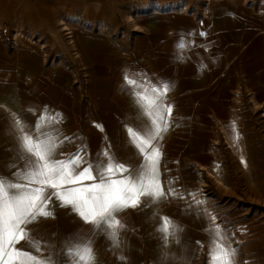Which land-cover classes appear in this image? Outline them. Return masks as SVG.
<instances>
[{
    "label": "rangeland",
    "instance_id": "obj_1",
    "mask_svg": "<svg viewBox=\"0 0 264 264\" xmlns=\"http://www.w3.org/2000/svg\"><path fill=\"white\" fill-rule=\"evenodd\" d=\"M206 7V1H198L196 12L204 15ZM73 10L71 5L57 4L52 20L45 25L13 30L10 35L4 29L0 31L4 38L0 40L3 48L0 54V106H3L0 107V176L9 180H14L13 174L25 166L12 131L10 113H16L32 128L45 108L49 114H61L63 120L55 125V129L63 136L72 137L73 142H66L58 149L57 159L67 158L81 145L86 146L92 161L105 149L116 157L117 140L105 138L101 127H97L100 126V59L90 58L82 42L76 41L73 52L77 54L70 56L51 33V24L56 18L76 23V26H82L93 34L105 32L100 16L80 22ZM120 19L124 20L122 24L127 30L135 28L129 26L125 17ZM14 34L18 37L12 41ZM38 44H45L46 47L41 49ZM125 48L130 54L131 46ZM127 66L129 59L124 58L120 68L127 70ZM221 77L225 89L220 92L221 104L224 105L220 121L231 133L233 121L238 126L248 160L247 168L236 167L227 145L214 144L219 137V122L210 127L213 132L211 138L165 140L170 146L203 147L207 159L204 165L211 168L219 165V176L225 185H215L201 170L193 174L197 198L205 201L204 205L197 207L196 213L190 212L198 217L196 222L203 227L202 241L196 244L195 249L181 247L171 238L165 247L162 234L157 231L163 213L155 210L138 213L135 210L136 214H133L131 208L119 214L127 228L121 232L120 247L113 248L103 233L92 235L90 225H86L71 207H60V202L53 197L49 207L54 210L55 218H41L37 223L28 225L36 239L50 246L43 251L44 257L51 254L55 264H69L63 253L64 241L80 233L94 241L95 264H209L210 237L205 229L211 226V222L202 212L203 208H207L216 216L215 223L225 230L227 243L238 250L235 264H264V123L260 115L251 109L245 76L226 73ZM238 87L242 92L240 95L236 94ZM191 175L188 171L184 173L187 183L192 181V177L189 178ZM203 182L206 184L204 187ZM16 247L32 251L25 241ZM121 255L126 257L125 261L118 259Z\"/></svg>",
    "mask_w": 264,
    "mask_h": 264
},
{
    "label": "crops",
    "instance_id": "obj_2",
    "mask_svg": "<svg viewBox=\"0 0 264 264\" xmlns=\"http://www.w3.org/2000/svg\"><path fill=\"white\" fill-rule=\"evenodd\" d=\"M198 1L201 0H0V31L4 29L8 35L13 30L45 25L52 20L57 4L71 5L80 22L101 17L105 32L100 34L69 23L74 41L82 42L90 58L101 61V131L105 138L117 140V160L133 170L139 168L142 157L129 143L126 125L139 129L146 121L125 88V73L136 74L137 79L146 75L152 84L174 85L167 94V103L173 105V120L160 142V180L165 190L168 181L173 180L172 187L183 192L185 199L169 197L132 211L136 214L135 210L139 213L158 209L183 229L178 233V244L192 250L202 241L203 227L196 222L198 217L193 213L197 206L188 200V194L197 192L193 174L207 159L203 147L170 146L165 140L211 138L210 127L217 125L223 113L220 92L225 87L221 76L226 73L244 75L248 98L254 97L264 106V0H203L207 2L204 15L196 12ZM129 14L139 28L127 30L122 24L120 17H125L131 27ZM202 32L206 35H200ZM181 41L184 49L178 47ZM1 46L0 43V54ZM130 46L129 54L125 47ZM124 58L129 59L127 70L120 68ZM186 171L192 174L188 183Z\"/></svg>",
    "mask_w": 264,
    "mask_h": 264
},
{
    "label": "snow or ice",
    "instance_id": "obj_3",
    "mask_svg": "<svg viewBox=\"0 0 264 264\" xmlns=\"http://www.w3.org/2000/svg\"><path fill=\"white\" fill-rule=\"evenodd\" d=\"M178 47L184 49V42L181 41ZM124 79L126 90L146 121L139 129L126 125L129 143L142 157L136 170L119 162L108 149L92 161L84 145L67 158L57 159L58 149L66 142H73L72 137L63 136L55 129V125L63 120L61 114H49L45 108L32 128L16 113H10L12 131L25 166L13 174L14 180L0 176V264H55L51 254L43 256L45 248L50 246L36 239L28 228L41 218H55L54 210L49 207L53 197L60 202V207H71L86 225H90L92 235L103 233L113 248L120 247L121 232L127 228L119 218L120 213L142 205H156L169 197L185 199L183 192L172 187L173 180L168 181L167 190L160 180L163 156L160 142L173 120V105L167 103V94L174 85L167 82L152 84L146 75L137 79L136 74L127 72ZM231 130L234 144L239 147L241 136L235 121ZM241 162L247 167L243 156ZM216 170L219 171V165ZM188 195L197 207L205 204L197 198V192ZM202 212L211 222V226L205 229L210 237L209 264H235L238 250L227 243L225 230L215 223L216 216L207 208ZM157 231L162 234L167 247L169 238L179 243L178 233L183 229L170 217L161 216ZM21 241H25L32 251L17 248ZM63 253L69 264L96 262L94 241L80 233L64 241ZM118 259L125 261L126 257L121 255Z\"/></svg>",
    "mask_w": 264,
    "mask_h": 264
},
{
    "label": "bare ground",
    "instance_id": "obj_4",
    "mask_svg": "<svg viewBox=\"0 0 264 264\" xmlns=\"http://www.w3.org/2000/svg\"><path fill=\"white\" fill-rule=\"evenodd\" d=\"M188 10V7L185 8ZM127 21L130 23L131 26L135 28H139L137 24L134 22L135 19L132 14H129L127 16ZM134 22L135 24H132ZM51 33L55 41L60 45V47L67 53L70 54V56L76 55L77 53H74L75 50V41L73 39V26L63 20L62 18H56L55 21L53 20V23L51 24ZM18 37V36H17ZM54 41V42H55ZM32 43H36L31 41ZM41 49L45 48V44H38ZM74 57V56H73ZM76 58V57H75ZM236 94L240 95L242 94L241 89L238 87L236 89ZM250 105L252 111H254L256 114L260 115V118L262 119V122L264 123V106L261 105L259 101H257L254 97H251L250 99ZM218 129L217 133H219V137L215 141L216 146L221 145H227V149L229 150V154L231 155L232 159L234 160L236 167L241 169H246L245 164L241 162V156L244 157V160L246 161V164L248 166V160L245 156V150L242 145V141H239V147H237L234 144L233 136L234 133L229 132L227 127L219 120L218 121ZM237 131L239 132L238 126L236 127ZM199 170H201L202 174L205 175L208 178H211L214 181V184L217 186L224 187V183L221 181V178L219 176V172L216 170L215 167L211 168L208 165L199 164ZM204 184V182H203ZM202 186H206L204 184ZM205 191V190H204Z\"/></svg>",
    "mask_w": 264,
    "mask_h": 264
},
{
    "label": "built area",
    "instance_id": "obj_5",
    "mask_svg": "<svg viewBox=\"0 0 264 264\" xmlns=\"http://www.w3.org/2000/svg\"><path fill=\"white\" fill-rule=\"evenodd\" d=\"M17 38V35H16V37H15V34L13 35V40L12 41H14V39H16ZM0 40L1 41H3L4 40V38H3V36H2V33L0 32Z\"/></svg>",
    "mask_w": 264,
    "mask_h": 264
}]
</instances>
